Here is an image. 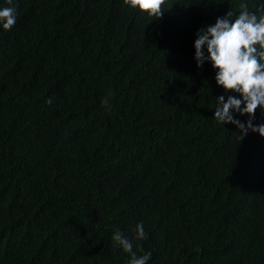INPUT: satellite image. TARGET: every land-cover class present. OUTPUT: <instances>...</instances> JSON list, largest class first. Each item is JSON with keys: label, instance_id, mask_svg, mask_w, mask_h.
<instances>
[{"label": "trees", "instance_id": "trees-1", "mask_svg": "<svg viewBox=\"0 0 264 264\" xmlns=\"http://www.w3.org/2000/svg\"><path fill=\"white\" fill-rule=\"evenodd\" d=\"M13 2L16 24L0 27V264H128L117 229L147 264H264V138L216 121L218 97H241L194 59L198 30L264 0H168L159 20L123 0Z\"/></svg>", "mask_w": 264, "mask_h": 264}, {"label": "clouds", "instance_id": "clouds-1", "mask_svg": "<svg viewBox=\"0 0 264 264\" xmlns=\"http://www.w3.org/2000/svg\"><path fill=\"white\" fill-rule=\"evenodd\" d=\"M9 6L0 8V27L10 31L16 24L17 6L13 0H6ZM168 0H123V5L159 20L163 17ZM241 11L233 19L228 11L225 17L217 18L213 26L198 30L194 42V59L197 68L210 62L215 70V82L225 92L239 94L241 98L228 96L217 98L214 118L222 124H234L240 131L242 140L249 132L264 138V123L253 124L257 109L264 111V3L256 12H249L246 3L240 4ZM206 50V52H205ZM49 106L53 98L45 101ZM243 105V107H242ZM102 106L110 108L106 97ZM233 112L249 117L247 123L234 119ZM136 240L147 239L143 222L134 228ZM115 246L130 254L128 264H147L151 252L138 257L133 251V243L119 229L112 235Z\"/></svg>", "mask_w": 264, "mask_h": 264}]
</instances>
